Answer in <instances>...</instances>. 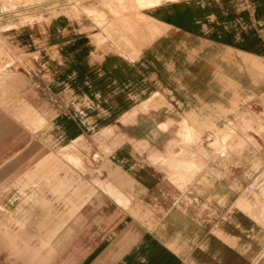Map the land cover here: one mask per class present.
Segmentation results:
<instances>
[{
    "label": "crops",
    "instance_id": "1",
    "mask_svg": "<svg viewBox=\"0 0 264 264\" xmlns=\"http://www.w3.org/2000/svg\"><path fill=\"white\" fill-rule=\"evenodd\" d=\"M138 14L10 33L28 61L0 66L4 262L264 264V0L108 22Z\"/></svg>",
    "mask_w": 264,
    "mask_h": 264
},
{
    "label": "rangeland",
    "instance_id": "2",
    "mask_svg": "<svg viewBox=\"0 0 264 264\" xmlns=\"http://www.w3.org/2000/svg\"><path fill=\"white\" fill-rule=\"evenodd\" d=\"M160 1L162 0H0V66L3 67L6 62L19 64L28 61L10 33L14 36L17 33L18 42L25 45L35 28L47 31L48 26L50 32L57 30L63 16L51 18L63 13L76 14L83 18L85 15L90 16L96 29L106 32L117 30V27L125 33L132 32L134 28L144 30L145 27H149V23L143 15L138 14L136 18L132 15L126 16L124 22L117 24L108 20L112 16L126 15L134 9L154 5ZM133 19L137 22L134 23ZM123 41L125 44L129 43L127 38ZM12 126L14 131L19 128L18 119L13 118ZM0 264L13 263L4 262V257L0 255Z\"/></svg>",
    "mask_w": 264,
    "mask_h": 264
},
{
    "label": "bare ground",
    "instance_id": "3",
    "mask_svg": "<svg viewBox=\"0 0 264 264\" xmlns=\"http://www.w3.org/2000/svg\"><path fill=\"white\" fill-rule=\"evenodd\" d=\"M93 40V39H92Z\"/></svg>",
    "mask_w": 264,
    "mask_h": 264
}]
</instances>
